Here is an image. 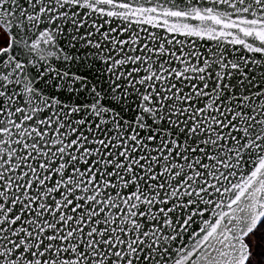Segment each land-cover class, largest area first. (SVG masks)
I'll list each match as a JSON object with an SVG mask.
<instances>
[{
    "label": "snow or ice",
    "instance_id": "obj_1",
    "mask_svg": "<svg viewBox=\"0 0 264 264\" xmlns=\"http://www.w3.org/2000/svg\"><path fill=\"white\" fill-rule=\"evenodd\" d=\"M0 264H264V0H0Z\"/></svg>",
    "mask_w": 264,
    "mask_h": 264
}]
</instances>
